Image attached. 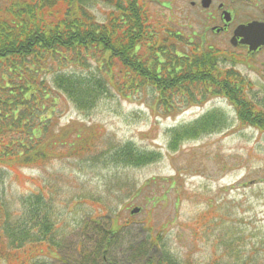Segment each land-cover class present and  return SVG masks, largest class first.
<instances>
[{
    "label": "rangeland",
    "instance_id": "374dc122",
    "mask_svg": "<svg viewBox=\"0 0 264 264\" xmlns=\"http://www.w3.org/2000/svg\"><path fill=\"white\" fill-rule=\"evenodd\" d=\"M163 1L150 0L159 14L154 24L161 31L169 26L186 42L194 32L204 39L209 16L193 9V0H168L172 11L160 6ZM108 9L99 1L91 6L100 23ZM205 41L203 46L213 44ZM242 59L237 69L253 83L249 97L264 108V52ZM86 71L97 74L96 64L84 75ZM55 95L57 110L45 143L54 140L56 119L58 127L81 120L106 128L91 139L101 152L49 156L42 163L1 170L6 215L0 244L17 242L14 248L6 245L0 264H144L149 259L158 264L160 251H149V231L154 238L161 235L162 248L185 264H264V132L241 123L227 100L208 99L168 114L156 106L152 90L128 98L109 92L85 113L65 96ZM215 109L228 117L226 126L180 143L177 149L170 147L172 128ZM127 142L162 157L139 167L112 164L107 151ZM37 195L44 205L52 204L55 228L45 237V229L40 230L44 205H36L33 214L24 206L27 197ZM134 208L140 212L132 214ZM110 229L118 235L111 238L106 260L98 249L106 244Z\"/></svg>",
    "mask_w": 264,
    "mask_h": 264
},
{
    "label": "trees",
    "instance_id": "16d2710c",
    "mask_svg": "<svg viewBox=\"0 0 264 264\" xmlns=\"http://www.w3.org/2000/svg\"><path fill=\"white\" fill-rule=\"evenodd\" d=\"M95 1L109 8L103 23L91 11ZM150 3L0 0V174L1 169L8 170L14 164L30 166L49 156L99 155L101 151L91 139L106 132L100 124L75 120L58 127L56 119L54 140L49 146L45 143L57 110L56 92L85 113L109 92L128 98L152 90L156 106L168 114L223 98L241 123L264 132V108L250 99L253 85L236 69L240 61L224 57L213 46L187 43L172 27H167V33L161 31L154 24L159 14L153 12ZM228 62L231 66H223ZM91 64H96L98 73L86 71L84 75ZM49 73L51 79L47 78ZM227 123L223 111H210L190 124L171 129L170 147L213 133ZM107 152L112 164L125 167L150 164L161 157L155 151H140L130 142ZM15 160L19 163H13ZM42 201L41 195L27 197V214H33L36 205L42 208ZM5 212L0 197V227L5 224ZM40 213L44 222L40 230L45 229L44 237L51 235L55 228L52 204L44 205ZM1 239L2 235L0 243ZM15 242L0 244V257L7 252L6 245L14 248ZM110 242L98 249L106 260ZM157 245L151 239L150 246ZM161 260L163 264H180L168 252H163Z\"/></svg>",
    "mask_w": 264,
    "mask_h": 264
},
{
    "label": "flooded vegetation",
    "instance_id": "af4514ba",
    "mask_svg": "<svg viewBox=\"0 0 264 264\" xmlns=\"http://www.w3.org/2000/svg\"><path fill=\"white\" fill-rule=\"evenodd\" d=\"M191 7L201 10V0L190 1ZM211 35L226 43L228 54L240 57L257 56L264 52V47L256 52H250L249 47L242 44L244 34L239 32L241 27L249 26L254 22L264 23V0H212ZM231 17L226 20L225 14Z\"/></svg>",
    "mask_w": 264,
    "mask_h": 264
},
{
    "label": "water",
    "instance_id": "95a60500",
    "mask_svg": "<svg viewBox=\"0 0 264 264\" xmlns=\"http://www.w3.org/2000/svg\"><path fill=\"white\" fill-rule=\"evenodd\" d=\"M211 0H204L203 6L208 7ZM264 25L263 24H252L247 27L248 33L251 34V38L247 41V44L250 45L251 50H256L260 46H264ZM138 210H134V213H137Z\"/></svg>",
    "mask_w": 264,
    "mask_h": 264
}]
</instances>
